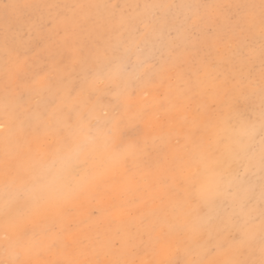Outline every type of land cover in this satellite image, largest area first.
<instances>
[{
	"label": "snow or ice",
	"instance_id": "snow-or-ice-1",
	"mask_svg": "<svg viewBox=\"0 0 264 264\" xmlns=\"http://www.w3.org/2000/svg\"><path fill=\"white\" fill-rule=\"evenodd\" d=\"M38 7L3 6L20 25L11 40L5 39L0 54L8 74L0 106L6 155L28 136L63 143L91 134L108 146L109 167L129 158L138 168L151 167L146 145L122 140L140 116L130 113L127 101L166 76L174 78L181 98H199L205 106L184 135L191 149L170 167L164 181L173 196L171 211L141 221L136 232L118 229L117 234L122 231L131 246L142 232L150 235L167 226L187 237L186 251L196 256L226 245L251 250L258 234L260 258L243 264H264V0L259 5L188 3L182 20L167 30L162 21L174 5L166 3L98 0L47 5V14L25 15ZM32 33L48 44L44 66L32 55ZM225 65L230 72H224ZM154 147L164 155L160 145ZM184 168L195 172L184 176ZM97 243L104 246L105 241L97 237Z\"/></svg>",
	"mask_w": 264,
	"mask_h": 264
},
{
	"label": "rangeland",
	"instance_id": "rangeland-1",
	"mask_svg": "<svg viewBox=\"0 0 264 264\" xmlns=\"http://www.w3.org/2000/svg\"><path fill=\"white\" fill-rule=\"evenodd\" d=\"M93 2H98V0H0V54L3 52L5 39L11 40L13 35L20 30V25L16 17L5 12L3 8L5 4L37 5L39 7L35 10H26L25 15L34 11V14L38 16L40 13L47 14L48 8L45 7L47 5L86 4ZM113 2L123 3L126 2V0H113ZM129 2L166 3L174 5L169 16L162 21L165 30L170 28L173 22L178 24L179 21L182 20L186 12L183 5L188 3L243 2L259 5V0H129ZM256 11L258 15L259 8H257ZM25 38L27 39L28 37ZM31 39L33 41L32 55L40 66H44L49 58L48 44L36 33L31 34ZM238 39L244 40L245 37L240 36ZM254 40L258 47V28ZM83 42L87 45L90 43V40L85 36L83 37ZM155 54L157 56L159 55L158 52ZM64 64L68 65V69L71 71L70 60L65 59ZM223 70L225 73L231 71L228 65H225ZM254 71L256 74L259 73V59L256 61ZM7 80L8 74L5 72L2 60H0V106L5 102V82ZM177 87L178 85L174 78L166 76L160 83L149 89L147 93H137L127 101L130 107V113L133 115L139 113L140 116L139 119L126 128L125 132L122 134V140L146 145L147 155L145 158L149 161L151 167L138 168L132 158H129L125 164L121 165L124 169V177L121 179V185L118 191L119 204H117L116 208H113L109 204L107 198L102 199L96 196L82 202L78 201L79 214L74 211V207L68 205L64 206L58 203L40 208L39 211L41 214L37 215L35 218L33 217L35 221H33L32 224L25 220L14 222V226L19 225L23 230L30 229L31 225H36L40 231L44 230L46 227L54 231L55 239L50 243L49 248H46V250L41 249V252L36 251V256L39 260L47 262L55 252L57 257H59L57 264H62L63 262L68 264H158V262L159 264H189V261L192 259L215 261V259L220 258L222 253H229L227 259L225 261L223 260V263L231 259L236 261L240 259L239 261L241 264L250 259L258 261L260 258L258 234L253 241L251 250H237L226 245L224 248L205 256H196L195 253L186 251L188 248L185 242L187 237L167 226L157 229L150 235L147 232H142L135 244L131 246L126 243L122 231L120 234H117L118 229H130L132 232H136L140 227L141 221L152 219L156 216H165L171 211L170 204L173 196L165 187L164 181L170 174V167L184 159L186 157V152L191 149V145L185 144L184 135L189 131V122L193 119L196 111L202 110L205 106V101L202 99L197 98L189 100L181 98L176 91ZM162 102L163 106H161ZM1 118H3V115L0 116V119ZM175 118L178 119L179 123L181 122V126L178 128H171ZM160 122L161 124H159ZM28 137H24L26 141L24 138L19 139V143H15L14 148L13 146L11 148L10 157L16 160V171L27 163L30 154L47 152L55 144V141L51 137ZM30 140H32V142H30ZM162 141L163 144L161 143ZM154 145H160L163 148V156L158 154V149L154 147ZM31 147L33 151L29 149ZM29 150L31 152H29ZM21 154H23V156ZM157 160H159V163H157ZM182 172L184 176H191L195 170L184 168ZM54 208L63 210V221L61 223H57L53 219L56 215ZM85 217L87 218L85 219ZM84 221L85 223L83 224ZM81 223L82 225L80 226ZM78 232H80V236L77 238L78 235L75 234ZM2 234L4 235V233ZM167 234H171L178 242V248L176 246L173 255H170L168 246L165 243L166 237L164 236ZM97 237L103 238L105 241L104 246H100L97 243ZM157 237L161 238L157 239ZM178 251H180V253ZM10 252V254H19L17 255V259L20 264L30 263L24 248L10 249ZM76 257L78 258L76 259ZM0 259H5L2 250H0ZM72 259L74 260L72 261Z\"/></svg>",
	"mask_w": 264,
	"mask_h": 264
},
{
	"label": "clouds",
	"instance_id": "clouds-1",
	"mask_svg": "<svg viewBox=\"0 0 264 264\" xmlns=\"http://www.w3.org/2000/svg\"><path fill=\"white\" fill-rule=\"evenodd\" d=\"M111 164L110 151L95 135L55 143L47 152L33 153L15 175L5 171L0 178V216L4 217L3 243L5 259L0 264L18 260L10 249L22 248L23 242L13 240L7 232L9 213L19 203L23 212L67 202L78 196L103 169Z\"/></svg>",
	"mask_w": 264,
	"mask_h": 264
},
{
	"label": "bare ground",
	"instance_id": "bare-ground-1",
	"mask_svg": "<svg viewBox=\"0 0 264 264\" xmlns=\"http://www.w3.org/2000/svg\"><path fill=\"white\" fill-rule=\"evenodd\" d=\"M2 115V113H0ZM0 115V116H1ZM150 117V116H149ZM152 118V117H151ZM155 119V118H154ZM158 119V118H157ZM3 118L0 119V121H2ZM170 120V119H168ZM156 121V120H155ZM154 121V122H155ZM172 122V121H171ZM149 123V122H148ZM164 123V122H163ZM181 123V122H180ZM180 123L178 122V119L175 118L174 122H172L171 128H178L180 127ZM154 124V123H153ZM161 124V122L159 123ZM152 125V124H151ZM156 125V124H154ZM170 125V124H168ZM170 128V130H171ZM157 130V129H156ZM167 130V129H166ZM162 131V130H161ZM164 132V131H163ZM2 136L3 133L0 132V178L3 177L5 171L8 172V174L10 176L15 175L17 173V171L15 170V161L14 158L10 157V154L6 155L5 152V146L2 140ZM29 138V137H28ZM27 138V139H28ZM21 139V138H20ZM25 139V138H24ZM38 139V137H37ZM51 139V138H50ZM49 139V140H50ZM26 141V139H25ZM48 141V140H47ZM30 142H32V140H30ZM38 142V141H37ZM41 142V140H40ZM38 142V143H40ZM19 143V142H18ZM24 143V142H23ZM44 143V142H43ZM31 144V143H30ZM33 145V144H32ZM51 145V144H50ZM37 146V145H36ZM16 147V146H15ZM25 147V146H24ZM34 147V145H33ZM47 147V146H45ZM14 148V145H13ZM32 150V147L29 148ZM35 149V148H34ZM44 149V148H43ZM15 150V149H14ZM17 151V150H16ZM25 151V149H24ZM27 151V150H26ZM33 151V150H32ZM38 151V150H37ZM29 152H31L29 150ZM29 154V153H28ZM20 155V154H19ZM23 156V154H21ZM31 155V154H30ZM29 155V156H30ZM28 156V157H29ZM16 158V157H15ZM21 158V156H20ZM19 158V159H20ZM24 159V158H23ZM26 160V159H25ZM124 175V169L121 166H115V167H107L106 169H103L100 174L90 183L87 185V187H85V189L78 195L76 196L74 199H71L67 202H63L61 204H63L64 206L68 205V206H72L74 207V211H76L78 214V209H79V204L78 201L82 202L85 200H88V198L91 197H101L102 199L107 198L109 204L113 207L116 208L117 204H119V188L121 185V179ZM125 179V178H124ZM125 181V180H123ZM127 186V185H126ZM124 188V187H123ZM126 188V187H125ZM126 191V190H125ZM124 191V192H125ZM123 197V196H122ZM121 197V198H122ZM92 202V201H91ZM101 202V201H100ZM122 203V202H121ZM126 204V203H124ZM55 209V217L53 218L57 223H61L63 221V210L59 209V208H54ZM23 206L21 204H17L12 211L9 213V217L10 220L8 222L7 225V232L8 235L13 239V240H19L23 242V247L25 251H26V255L29 258V264H57L59 257H57L56 253L54 252L51 256V259L48 260L47 262H43L41 260H39L36 256V251H40L41 249L46 250V248H49L50 243L55 239V234L54 231L52 229H50L49 227H46L44 230L40 231L36 225H31L30 229H26L23 230L19 225L18 226H14V222L15 221H29L28 223H33V221H35V219L33 220V217H37V215H40L41 212L39 210L35 211V212H31V213H25L23 212ZM76 214V213H75ZM46 216V215H45ZM79 217V216H78ZM114 217V216H113ZM87 217H85L86 219ZM117 218V217H116ZM115 218V219H116ZM97 219V218H96ZM95 219V220H96ZM99 219V217H98ZM102 219V218H101ZM101 221V220H100ZM85 223V221L83 222V224ZM87 223V222H86ZM96 223V222H95ZM102 223V222H101ZM100 223V224H101ZM92 224V223H91ZM82 225V223L80 224V226ZM79 226V227H80ZM78 227V228H79ZM91 227V225H90ZM87 228V227H86ZM97 228V227H96ZM168 229V228H167ZM83 230V229H80ZM5 228H4V217L0 216V245H2L3 243V238H2V233H4ZM85 231V229H84ZM89 231V229H88ZM165 232V231H164ZM174 232V231H173ZM71 233V232H70ZM159 233V232H158ZM162 233V232H161ZM173 234V233H172ZM183 234V233H182ZM72 235V234H70ZM69 235V236H70ZM75 235H78L77 238L80 236V232L76 233ZM83 235V234H82ZM89 235V234H88ZM156 236V235H155ZM172 236L171 234H167L166 236V241L165 243L168 246L169 249V253L170 255L175 252L176 250V246L178 248V242L176 241L175 238L170 237ZM185 236V235H184ZM76 237V236H75ZM178 237V234H177ZM86 238V237H85ZM84 238V239H85ZM161 237H157V239H160ZM181 238V237H180ZM23 239V240H22ZM103 239V238H102ZM66 241V240H65ZM91 241V240H90ZM159 241V240H158ZM87 242V241H86ZM63 243V242H62ZM67 243V242H66ZM163 243V242H162ZM161 243V244H162ZM90 244V243H89ZM60 246V245H59ZM163 246V245H162ZM187 246V245H185ZM181 247V246H180ZM88 248V247H87ZM164 248V247H163ZM19 249V248H18ZM21 249V248H20ZM76 250V248H75ZM84 250V249H83ZM104 250V249H103ZM165 250V249H164ZM77 251V250H76ZM89 251V250H88ZM87 251V252H88ZM98 251V250H97ZM159 251V250H158ZM163 251V250H162ZM185 251V250H184ZM41 252V251H40ZM86 252V250H85ZM180 253V251H178ZM189 252V251H188ZM191 252V251H190ZM11 253V252H10ZM95 253V252H94ZM103 253V252H102ZM177 253V252H176ZM90 254V253H87ZM183 254V253H182ZM229 253H222L220 258L215 259V261H211V260H207L205 259V264H226L223 263V260L225 261L227 259ZM19 255V254H18ZM109 255V254H108ZM180 255V254H179ZM189 255V254H188ZM191 255V254H190ZM68 256V255H67ZM74 256V255H73ZM91 256V255H89ZM95 256V255H94ZM235 256V255H234ZM61 257V256H60ZM92 257V256H91ZM103 257V256H102ZM108 257V256H107ZM112 257V256H111ZM110 257V258H111ZM173 257V256H172ZM178 257V255H177ZM231 257V256H230ZM78 257H76L77 259ZM90 258V257H88ZM184 258V257H183ZM201 258V257H199ZM235 258V257H234ZM93 259V258H92ZM171 259V258H170ZM192 259V258H191ZM220 259V260H219ZM256 259V258H255ZM74 259H72L73 261ZM82 260V259H80ZM90 260V259H89ZM190 260V259H189ZM232 260V259H231ZM240 260V259H239ZM238 260V261H239ZM242 260V259H241ZM251 260V259H250ZM259 260V259H258ZM86 261V260H85ZM93 261V260H92ZM103 261V260H102ZM172 261V260H171ZM186 261V260H185ZM244 261V260H242ZM87 262V261H86ZM155 262V261H154ZM174 262V261H173ZM182 262V261H181ZM180 262V263H181ZM74 263V262H73ZM79 263V262H78ZM107 263V262H106ZM61 264V263H60ZM62 264H68L63 262ZM82 264V263H81ZM139 264V263H138ZM159 264V262H158ZM243 264V263H242Z\"/></svg>",
	"mask_w": 264,
	"mask_h": 264
}]
</instances>
